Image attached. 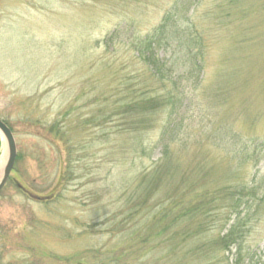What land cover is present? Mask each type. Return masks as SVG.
Masks as SVG:
<instances>
[{
    "label": "rangeland",
    "instance_id": "obj_1",
    "mask_svg": "<svg viewBox=\"0 0 264 264\" xmlns=\"http://www.w3.org/2000/svg\"><path fill=\"white\" fill-rule=\"evenodd\" d=\"M222 1L203 0L196 12L206 43L204 79L195 81L188 63L173 65L183 74L185 102L197 101L185 107L183 127L171 143L189 182H202L195 166L206 159L214 175L222 160L234 165L228 162L231 149L205 140L204 131L217 129L213 125L230 123L245 134L251 113L254 130L264 135V0H247L244 17L233 10L231 24L219 13ZM173 2L0 0V118L17 148L0 191V264H170L164 257L168 246L152 249L163 236L141 232L143 216L128 218L124 196L127 183L154 169L161 157L158 137L169 107L142 132H118L121 116L100 125L89 117L99 107L97 96L125 91L128 80L137 89L125 91L130 95L171 90L169 81L151 80L148 66L136 58L135 43ZM114 29L109 46L103 39ZM227 68L242 71L222 103L218 82ZM103 99L101 107L109 111L115 99ZM4 150L0 135V156ZM257 168L260 182L264 159ZM254 173L247 164L244 176ZM213 176L206 178L212 181L207 188L223 184ZM260 211L262 220L252 223L248 237L259 251L264 203Z\"/></svg>",
    "mask_w": 264,
    "mask_h": 264
},
{
    "label": "trees",
    "instance_id": "obj_2",
    "mask_svg": "<svg viewBox=\"0 0 264 264\" xmlns=\"http://www.w3.org/2000/svg\"><path fill=\"white\" fill-rule=\"evenodd\" d=\"M202 1L174 0L159 22L135 43L136 58L148 66L151 80L160 85H165L167 80L171 90L130 95L125 91L137 89L128 80L124 83L125 91L104 99L97 96L94 102H98L99 107L89 119L94 125H100L121 116L120 123L116 124L118 132H142L152 128L158 120L157 114L163 113V108L168 106L169 117L162 122L158 137L161 157L154 169L143 170L125 188L128 218L143 216L141 232L147 236H163L159 239L160 245L152 249L168 246V255L164 257L170 264H264V250L260 248L259 251V247L255 250L248 242L252 223L262 220L260 210L264 203V175L260 182L257 176V167L264 159V135L254 130L256 119H252L251 124V113L247 114L249 127L245 134L240 128L238 131L233 129L230 123L215 124L217 129L211 127L204 131L207 142H218L226 151L231 149L228 162L234 165L222 160L224 165L214 175L212 169L215 166L210 160L198 163L196 174H202V182L198 179L188 181V174L181 170L171 147L176 137L173 133L183 127L185 107L197 102H185L187 97L180 91L183 74L173 65L188 63L189 74L195 75L193 79H204L205 35L196 19ZM246 3L247 0H224L217 4L219 13L223 12L225 20H230L231 24L233 10L241 17L249 13ZM115 36L114 29L103 42L112 46ZM245 40L242 37L240 42ZM171 60L173 64L167 68V61L170 63ZM241 71L240 68H227L221 72L218 86L222 103L228 102L227 91L237 83L236 76ZM101 98L107 103L115 99L114 106L109 111L101 107ZM141 150L143 155L147 154L146 148ZM247 164L255 168V173L246 178L243 172ZM195 168L193 172H196ZM177 175L180 176L178 179L175 178ZM211 175L223 184L207 188L212 181L206 178Z\"/></svg>",
    "mask_w": 264,
    "mask_h": 264
},
{
    "label": "water",
    "instance_id": "obj_3",
    "mask_svg": "<svg viewBox=\"0 0 264 264\" xmlns=\"http://www.w3.org/2000/svg\"><path fill=\"white\" fill-rule=\"evenodd\" d=\"M0 134L3 136L5 140V149H6L5 163L3 164L0 170V190H1L5 185L6 181L8 180L10 173L14 167L16 155H17V148L11 129L2 119H0Z\"/></svg>",
    "mask_w": 264,
    "mask_h": 264
},
{
    "label": "bare ground",
    "instance_id": "obj_4",
    "mask_svg": "<svg viewBox=\"0 0 264 264\" xmlns=\"http://www.w3.org/2000/svg\"><path fill=\"white\" fill-rule=\"evenodd\" d=\"M5 159H6V154H5V150H4V152L0 156V170H1V167L3 166V164L5 163Z\"/></svg>",
    "mask_w": 264,
    "mask_h": 264
}]
</instances>
